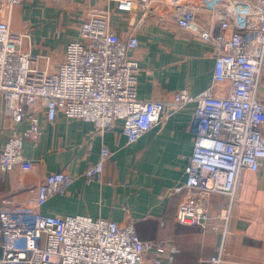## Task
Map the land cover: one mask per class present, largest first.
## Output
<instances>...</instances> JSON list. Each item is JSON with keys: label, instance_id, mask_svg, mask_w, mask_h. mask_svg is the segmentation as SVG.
<instances>
[{"label": "built area", "instance_id": "obj_1", "mask_svg": "<svg viewBox=\"0 0 264 264\" xmlns=\"http://www.w3.org/2000/svg\"><path fill=\"white\" fill-rule=\"evenodd\" d=\"M22 1L0 0V98L12 121L29 125L23 131L12 130L1 144L0 169L32 168L22 145L40 133V105L47 121L61 112L91 122L99 132L119 128L127 143L191 106L193 148L185 180L172 187L186 194L173 218L203 230L210 215L195 193L226 195L218 213L220 225L212 226L221 239L210 261L219 264L239 174L264 168V0H114L118 11L162 10L160 18H172L179 28L212 46L214 68L206 88L194 94L179 88L169 97L150 99L136 93L139 64L132 52L138 39L113 31L110 10H90L79 25L78 38L65 45L63 59L49 71L37 65L38 54L20 48L25 34L10 28L12 9ZM108 155L103 146L98 160L83 171L86 180L100 177ZM72 179L64 170L51 172L37 184L28 203L0 210V264L174 260L175 245L141 240L130 218L119 223L84 214L42 213L39 207L46 199L63 194ZM149 250L152 256L147 258Z\"/></svg>", "mask_w": 264, "mask_h": 264}, {"label": "crops", "instance_id": "obj_2", "mask_svg": "<svg viewBox=\"0 0 264 264\" xmlns=\"http://www.w3.org/2000/svg\"><path fill=\"white\" fill-rule=\"evenodd\" d=\"M105 8L110 10L115 33L138 39L132 52L139 64L138 98L169 97L179 88L194 94L209 85L214 68L212 46L179 28L172 18H160L163 12L159 9L142 14L136 8L116 10L114 0H23L12 9L10 28L25 34L20 48L38 54L37 65L51 71L63 59L65 45L78 38L87 13ZM191 111V106L182 108L127 143L119 128L99 132L91 122L61 112L47 121L40 105V133L36 139H24L22 145V154L31 160L32 168L0 169V210L28 203L46 175L64 170L72 182L63 194L46 199L39 207L42 213L84 214L119 223L130 218L141 240H164L177 247L174 260L163 258L162 264H212L221 239V232L212 226L220 225L218 213L226 195L195 193L210 215L203 230L173 218L179 199L186 194L184 189L174 192L172 187L186 177L193 148ZM28 125L27 121H12L0 98V146L12 130L23 131ZM103 146L109 155L102 173L86 180L83 171L98 160ZM233 199L219 264H264V168L242 170ZM145 256L150 258L152 251Z\"/></svg>", "mask_w": 264, "mask_h": 264}]
</instances>
